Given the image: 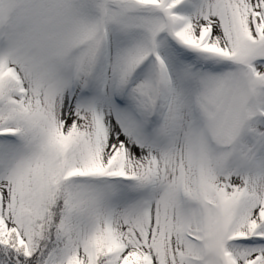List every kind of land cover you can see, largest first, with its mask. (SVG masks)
<instances>
[{"label":"snow or ice","instance_id":"6c2138e0","mask_svg":"<svg viewBox=\"0 0 264 264\" xmlns=\"http://www.w3.org/2000/svg\"><path fill=\"white\" fill-rule=\"evenodd\" d=\"M0 264H264V0H0Z\"/></svg>","mask_w":264,"mask_h":264}]
</instances>
